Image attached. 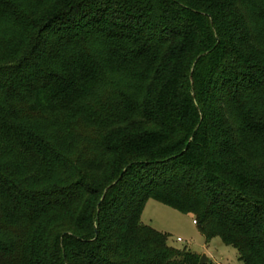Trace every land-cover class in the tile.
Instances as JSON below:
<instances>
[{
    "label": "trees",
    "instance_id": "1",
    "mask_svg": "<svg viewBox=\"0 0 264 264\" xmlns=\"http://www.w3.org/2000/svg\"><path fill=\"white\" fill-rule=\"evenodd\" d=\"M262 155L264 0H0V264H200L149 200L264 264Z\"/></svg>",
    "mask_w": 264,
    "mask_h": 264
},
{
    "label": "rangeland",
    "instance_id": "2",
    "mask_svg": "<svg viewBox=\"0 0 264 264\" xmlns=\"http://www.w3.org/2000/svg\"><path fill=\"white\" fill-rule=\"evenodd\" d=\"M101 94L102 92H99L93 98H99ZM65 120L61 114L52 115L49 118L50 123L56 129H61L65 124ZM35 124L38 127L44 128L45 126L50 129V124L47 122L34 121L30 126L32 127ZM84 127L86 128V125ZM53 131L57 130L53 129ZM4 157L5 160H2L0 164L8 166L9 163H12L9 156ZM262 157L264 159V155ZM16 164L18 167L21 163ZM30 167L32 165L26 166L27 171L21 175L25 180H31L36 187H40V184H42L44 185L43 188H52L56 182L62 178L65 179V176H67L66 170H50V168L45 169L44 167L36 169V166L32 169ZM194 221L195 218L192 215L180 213L156 200H149L146 203L141 217V222L144 226L168 236V246L178 250L186 249L195 253L199 256L200 261L203 256H206L207 262L205 264H244L240 260L238 251L225 245L221 239L215 238L211 242H207L199 227L194 224Z\"/></svg>",
    "mask_w": 264,
    "mask_h": 264
},
{
    "label": "water",
    "instance_id": "3",
    "mask_svg": "<svg viewBox=\"0 0 264 264\" xmlns=\"http://www.w3.org/2000/svg\"><path fill=\"white\" fill-rule=\"evenodd\" d=\"M207 262V258L206 256H203L201 261H200V264H205Z\"/></svg>",
    "mask_w": 264,
    "mask_h": 264
},
{
    "label": "built area",
    "instance_id": "4",
    "mask_svg": "<svg viewBox=\"0 0 264 264\" xmlns=\"http://www.w3.org/2000/svg\"><path fill=\"white\" fill-rule=\"evenodd\" d=\"M194 224H195V225H197V222H196V221H194ZM178 241H180V240H178Z\"/></svg>",
    "mask_w": 264,
    "mask_h": 264
}]
</instances>
